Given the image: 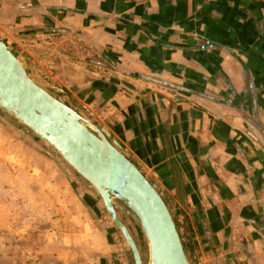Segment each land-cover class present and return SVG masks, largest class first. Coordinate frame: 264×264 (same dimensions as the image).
<instances>
[{
  "label": "crops",
  "instance_id": "1",
  "mask_svg": "<svg viewBox=\"0 0 264 264\" xmlns=\"http://www.w3.org/2000/svg\"><path fill=\"white\" fill-rule=\"evenodd\" d=\"M71 1L89 12L27 1L20 24L95 47L73 94L160 193L189 263L264 264V1ZM21 131L0 116V264H133L88 187Z\"/></svg>",
  "mask_w": 264,
  "mask_h": 264
},
{
  "label": "water",
  "instance_id": "2",
  "mask_svg": "<svg viewBox=\"0 0 264 264\" xmlns=\"http://www.w3.org/2000/svg\"><path fill=\"white\" fill-rule=\"evenodd\" d=\"M0 111L51 148L100 198L133 264H190L170 208L104 127L39 85L0 36ZM118 210L140 227L143 262Z\"/></svg>",
  "mask_w": 264,
  "mask_h": 264
},
{
  "label": "rangeland",
  "instance_id": "3",
  "mask_svg": "<svg viewBox=\"0 0 264 264\" xmlns=\"http://www.w3.org/2000/svg\"><path fill=\"white\" fill-rule=\"evenodd\" d=\"M27 1L35 0H0L1 38L8 45L9 49L19 58L22 64L26 67L27 71L39 85L44 87L53 95L61 98L64 102L73 106L78 111L84 113L87 118L95 123V121L91 119L92 116L86 112V108L88 107L81 104L73 94L74 89L80 87L81 85V78L79 76L80 65L78 63L79 61H86L87 59L95 57V47L92 46V44L87 39H85L84 37H80L79 35L81 34V32H75L72 26H64V28H57L58 26H55V29L53 30L58 31V29H62V31H58L60 33H58L57 37L54 36L55 39H52L53 42L51 44L45 42V40L33 41V36L30 30L27 28L26 24H20L21 17L23 16L21 14H25L26 12V9L22 8L28 6L27 4L29 2ZM69 3L70 6H66L64 9L61 7L58 9L55 8L53 11L54 14H66L67 16H69L75 12L77 13V11L79 10L89 12L86 8H84V5L80 6L78 5L79 3L74 1L72 2L71 0H69ZM31 10L37 13H42V10H33L31 7L30 9H27V11ZM16 11H18V13H16ZM63 29L65 31H63ZM64 32H68V36L66 34H63ZM70 32H74L77 34H73ZM65 35L66 38H63ZM0 116L6 118L7 122H9V124L13 128L17 130L21 128L23 130L21 132H25L27 136L32 138L35 145H40L41 147H43V149H46L48 153L57 157L56 153L51 148L46 147L41 141L36 138V136L31 131H28L24 126H20V123L16 122L14 119L5 115L1 111ZM95 124L100 127L98 123ZM57 158L60 162L67 166V164L59 159V157ZM67 169L70 170L68 166ZM70 171L72 172L73 170ZM80 181L83 186L88 187L89 191L93 193L96 200L101 204L102 209L106 212L100 198L88 186V183L85 180V182H83L82 180ZM12 205V208H10L8 211L20 212L21 215H24V212L14 202H12ZM118 212L123 222L126 223L131 230L134 239L136 240L137 237L139 238L142 247L139 248V246H137L140 253L142 254V259H144V257L146 258L145 239L143 234L140 233L138 224L126 212L122 210H118ZM135 233L136 238L134 236ZM14 235H16V233H14ZM141 250L143 253L141 252Z\"/></svg>",
  "mask_w": 264,
  "mask_h": 264
},
{
  "label": "trees",
  "instance_id": "4",
  "mask_svg": "<svg viewBox=\"0 0 264 264\" xmlns=\"http://www.w3.org/2000/svg\"><path fill=\"white\" fill-rule=\"evenodd\" d=\"M20 126H23V125H21L20 124ZM28 130V129H27ZM28 131H30V130H28ZM52 153V152H51ZM68 166V165H67ZM69 167V166H68ZM70 168V167H69ZM70 170H72L71 168H70ZM73 172V174L75 175V176H77L79 179H81L83 182H85L84 181V179L82 178V177H80L79 175H77L74 171H72ZM138 228H139V230H140V233L142 234V231H141V229H140V227L138 226Z\"/></svg>",
  "mask_w": 264,
  "mask_h": 264
},
{
  "label": "flooded vegetation",
  "instance_id": "5",
  "mask_svg": "<svg viewBox=\"0 0 264 264\" xmlns=\"http://www.w3.org/2000/svg\"><path fill=\"white\" fill-rule=\"evenodd\" d=\"M121 219H122V218H121ZM134 236H135V238H136V233H135ZM136 241H137V245L139 246V248H141L142 246H141V244H140V240H139L138 237L136 238ZM141 252H142V250H141ZM142 253H143V252H142ZM143 257H144V256H143ZM145 259H146V258L144 257V259H143L144 263H145V261H146Z\"/></svg>",
  "mask_w": 264,
  "mask_h": 264
},
{
  "label": "built area",
  "instance_id": "6",
  "mask_svg": "<svg viewBox=\"0 0 264 264\" xmlns=\"http://www.w3.org/2000/svg\"><path fill=\"white\" fill-rule=\"evenodd\" d=\"M264 1V0H263Z\"/></svg>",
  "mask_w": 264,
  "mask_h": 264
}]
</instances>
